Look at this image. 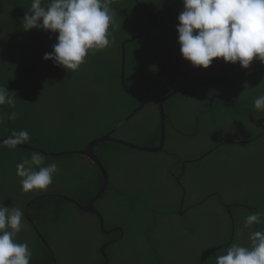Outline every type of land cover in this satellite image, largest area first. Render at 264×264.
<instances>
[{
    "label": "trees",
    "instance_id": "16d2710c",
    "mask_svg": "<svg viewBox=\"0 0 264 264\" xmlns=\"http://www.w3.org/2000/svg\"><path fill=\"white\" fill-rule=\"evenodd\" d=\"M137 1L151 13L159 11L163 3V0ZM31 3L32 0H0V86L16 94L15 108L0 106V115L5 117V122L0 124V140L7 139L13 131L27 130L30 142L26 145L39 150L0 146V203L23 211L33 210L30 220L44 243L29 226H25L28 224L25 214L24 228L16 237L18 243L29 245L32 251L30 264L43 261L48 264H104L98 248L89 257L88 252L80 248L92 236L104 243L116 240L103 248L108 264L116 263L115 255L130 252L135 254L134 264H159L165 253L161 255L152 248V245L159 247V244L168 253L166 264H216V257L226 254L231 244L250 247V234L264 231V216L260 224L249 227L250 233L243 229L242 224L248 215L264 213V120L261 126L236 134H245L237 137L238 143L230 144L225 150L218 148L196 165L204 168L206 161L222 156L228 166L223 179L230 182L222 197V187L216 190L205 187L208 182L204 180H210L212 173L202 169L197 174L199 177L192 176L191 180H196L197 184L185 186L183 210L187 211L182 216L177 215L180 193L177 194L179 199L174 200L166 186L152 180L158 174H148L155 170L148 166H160L162 159L170 156L168 154H174L170 160L171 168L178 163V153L167 150L166 145L157 153L139 152L114 142L100 143L95 147L94 153L107 174L109 185L95 201L94 207L102 216L104 230L111 231L109 235L100 230L96 216L93 221L88 217L82 218L83 213L63 199L67 197L85 207L97 194L103 185L100 172L96 165H85V158L74 152L85 150L89 142L110 133L140 107L139 101L143 106L135 119L123 122L110 137L136 146L158 147L160 114L156 100L161 101L167 94L159 84L171 74L182 73L168 72L170 67L182 71L192 66L188 61L184 68L181 64L168 62V58L183 59L176 31L178 15L184 8L182 0H176L163 12L152 30L125 45L124 86L130 93L124 90L120 81L121 44L142 34L151 25L150 18L134 0H113L111 8L116 13V25L110 30L114 42L103 51L90 53L86 63L76 72H68L53 61L43 59L45 53L52 51L58 33L23 30L22 20ZM49 3L50 0H42L43 7ZM219 60L216 74L195 77L230 81V63L223 61L222 64V59ZM223 67L226 72L222 71ZM235 69L239 79L234 88L205 80L197 84L203 89L207 85H215L216 91L231 98L233 104L224 100L208 104L209 96L204 94L199 96L197 108L181 103L179 105L183 109L177 107V113L174 110L170 115V103L175 105L192 97L185 95L189 88L164 102L165 141L171 131H180L194 138L195 134L199 135L197 126L200 121H216V116L226 120L228 112L235 116L237 112L244 113V124L264 119V110H257L253 105L259 96L255 92L259 91L240 82L238 63ZM257 77L264 89V70ZM197 85L193 87L194 95L198 94L197 90H203ZM245 89L253 91L254 97L242 94ZM218 104L225 106L224 113L216 114ZM12 112L17 113V118L8 120L7 115ZM174 114H182V118H176ZM202 132L209 140L208 128ZM33 152H43L44 166L52 162L58 165L59 172L46 191L21 190L16 165L29 159ZM239 153L243 156L237 160L235 154ZM53 154L62 155L55 157ZM118 171L122 180L119 185L112 186ZM199 180L204 182L200 185ZM211 193L218 196L206 198ZM38 196L43 198L37 199L36 210L32 206L28 208V202ZM220 201L230 205L232 214L226 213ZM195 204L199 206L191 209ZM242 205L251 209L246 210ZM150 232L156 236L150 237ZM77 243L80 247L75 245ZM98 245L101 246L99 242ZM148 254H153L151 263Z\"/></svg>",
    "mask_w": 264,
    "mask_h": 264
},
{
    "label": "clouds",
    "instance_id": "9594fccd",
    "mask_svg": "<svg viewBox=\"0 0 264 264\" xmlns=\"http://www.w3.org/2000/svg\"><path fill=\"white\" fill-rule=\"evenodd\" d=\"M112 2L50 0L43 7L42 0H32L22 27L24 31L40 29L58 33L52 51L45 53L43 59L68 72H76L90 53L103 51L114 42L110 29L116 25V13L111 8ZM182 3L184 8L176 27L178 43L181 56L193 67L207 69L215 59L233 65L239 63L243 69H248L254 60L264 63V0H182ZM15 98L14 92L0 86V106L15 108ZM253 105L264 110V95L257 96ZM16 118L15 112L7 115L8 120ZM4 122V115H0V124ZM29 142L28 131L19 130L13 131L4 143L15 149ZM44 162L42 153L33 152L29 159L16 165L22 191H46L52 185L59 172L58 165L52 162L44 166ZM35 198L36 202L43 196ZM262 216L261 212L248 215L244 227L260 224ZM23 221L22 209L0 203V264H30L29 245L16 240L24 228ZM249 239L250 247L233 243L226 254L216 257V264H264V231L252 232Z\"/></svg>",
    "mask_w": 264,
    "mask_h": 264
},
{
    "label": "flooded vegetation",
    "instance_id": "af4514ba",
    "mask_svg": "<svg viewBox=\"0 0 264 264\" xmlns=\"http://www.w3.org/2000/svg\"><path fill=\"white\" fill-rule=\"evenodd\" d=\"M172 54H175V53H172ZM218 60L219 59H216V62H212L211 66L207 69H204L201 67L191 66V67H186L185 70L182 69V71H180L178 69H175L174 66L169 68L168 72L169 71H176V72H182V73H180L179 75H177V74L172 75L171 73H169L171 75L168 76L165 79V81L160 82L159 85L163 88V91H165L167 93L166 95L170 94L171 92H173L175 90H178L179 88H182L181 91H185L189 88L188 91L185 93V95L187 97L192 96V97L187 98L188 100L179 101L175 105H173V103H170V105L168 106V108H170V111H169L170 115L174 113V110L177 113V107L182 108L179 105L181 103H189V105H191V107L197 108L198 103H199V96L202 97L204 94H206L207 97L209 96L208 104L214 103L216 100H224L228 104H233V101L231 98L225 97L222 95L221 92L216 91L215 85H211V86L207 85V87L203 89L202 85H197L198 82L201 80L195 81L197 79H201L200 77H195L196 75L216 74L219 71V69H217V66H216V63ZM168 62H169V64H172V63L173 64H181V65H183V68H184L186 60L185 59H175L174 60L173 58H168ZM221 63L223 64V59H222ZM238 66L240 69V70H238V72H239L238 76H240V82H243L246 85H252V87H254V89L259 91V93L258 92H255V93H257L259 95H264V89L261 88V86L259 85V81H258V77H257L259 74L263 73L264 63H261L258 60H254L248 69L241 68L239 63H238ZM222 71L226 72L225 67H223ZM229 72L231 75L230 81L225 82V81L221 80L224 83H217V82L211 81V80L215 79L213 77H203L202 76V78L210 79V80H205V81L212 82L214 84L224 85L225 83H227L224 86L231 85V86H227V87L234 88L238 84V79H239V77H237V74H236L235 65H234V68H232L231 63H230ZM233 75H235V78H233ZM196 85H197L198 89H200V90L203 89V90L202 91L197 90L198 94L194 95L193 87H195ZM255 93L253 91L245 89V91L242 94L246 95L247 97H248V95H249V97H254ZM159 101H158V99L156 100L157 103H159ZM156 102L154 104H156ZM217 107L219 109H218L216 114H222L225 112L226 108L224 105L218 104ZM186 112H187V109H186ZM237 113H238V115L235 116L234 114H231L230 112H228L225 115L226 120L224 118H222L221 116H216V121H212V122H209V121L207 122L205 120L200 121L198 126H197V131H198L199 135L195 134L194 138H190V137H188L187 134L182 133L180 131H178V132L171 131L169 133V135L167 136L166 141L164 142V145H166V147L165 146L164 147L167 150L170 149L171 151H176L178 153V156H179L178 157V163L176 165H174L173 168H171L170 160H171V156L174 154H168L170 156H165L162 159V164L160 166H158V167L148 166V168L155 169V170H151V172H149L148 174H151V175L155 174V173L158 174L157 176L152 177V180L158 181L159 183H157V184H162V185L166 186L171 191L172 197L174 200L179 199L177 194L180 193V205H179V209L177 211L178 216H182L187 211V210H183L184 194L186 193L185 186L196 185L197 181L191 180V178H192V176L195 178L196 177L195 175L200 174L202 169H204L206 172L212 173V177L210 178V180H204V181L208 182V184H206L205 187L209 188L210 190H216L218 187H222L223 188L222 197L225 196L224 192L226 191V188L228 187L230 181H224L225 179H223L228 173L227 172L228 166L225 163V161L223 160V157L217 156V157H214L210 161H206L204 168L202 167V165H200L198 167H196V165L199 162H201L202 160H204L206 157H208V155L212 154L218 148L225 150V149H227V146H229L230 144L238 143L237 141H239V140L237 137H243V136H245V134H243L241 136H238L236 134H238L240 132H243V133L247 132V130H252L257 125L261 126L262 121L264 120V119H259L257 122H252V123L248 122L247 124H244V119L242 118V115L244 113H239V112H237ZM174 117L182 118V114H179V115L174 114ZM206 128H208L207 135L210 136V137H208L209 140L206 139V137L203 135V132H202V130H205ZM158 145H159V141H158ZM220 147H222V148H220ZM163 152H165V151H163ZM165 153H167V152H165ZM231 153L226 154V155L229 156ZM94 155H96V154H94ZM242 156H243L242 153L235 154V159L237 158V160H239L240 158H242ZM95 157L99 161L98 157L97 156H95ZM89 162H90V163H88L89 165H95V164H93V162L90 159H89ZM233 162H237V161H233ZM85 165H86V163H85ZM116 174H117L116 175L117 178L116 179L114 178V181L112 182V186L119 185V183L122 180V178H121L122 175L119 173V171L116 172ZM197 176L199 177V175H197ZM204 181L199 180L200 185ZM108 185H109V181L107 179V184L105 186L104 191L106 190ZM103 186H104V181H103V185L101 186V188ZM215 196H218V194L217 193H211L206 198H212ZM220 198H221V196H220ZM94 203H93V209H94V211H96V213H98V215H100L99 212L95 209ZM220 203L224 206V209L226 207H228L230 214H232L230 211V205H224V203L222 201H220ZM36 205L37 204H36L35 200L34 201L30 200L28 202L27 207L29 208L30 206H32L36 210ZM198 206H199V204H195L194 206L191 207V209L196 208ZM236 206H239V205H236ZM242 207L246 210L251 209L250 207L244 206V205H242ZM87 208L89 209L88 204L85 206V209H87ZM32 211L33 210H25L24 211V214L27 216V223H28V224L25 223V226H27V228L29 226L32 229V231L34 232V234L36 235L34 229L37 230V228H36L34 222H32L30 220L31 215H32V213H31ZM225 211H226V209H225ZM82 213H83V216H81L82 218L88 217L92 221L94 220L95 216L98 218V216L95 215L94 212L84 211ZM226 213H227V211H226ZM100 217L102 219L101 215H100ZM231 219L233 220V217H231ZM98 220H99V218H98ZM99 222H100V220H99ZM100 223H99V228H100ZM102 223H103V219H102ZM244 223H245V219L242 220L243 229L247 233H250L251 231L249 230V228L244 227ZM100 230H101V228H100ZM115 230L119 231L120 233L122 232V230L120 228H115ZM37 232L39 233L38 230H37ZM145 233L147 234V233H149V231H146ZM39 235H40V233H39ZM153 236L154 237L156 236L155 233L153 234V232H150V237H153ZM37 238H39V237L37 236ZM115 241L116 240L104 243V241H102V239L92 236L91 238H88V240L84 244H82L81 247L79 246V243H77L75 245L82 248V250L84 252H88L87 257L93 256L94 251L98 248L99 254L104 260L103 263L108 264V259L104 253L103 248L105 249L110 243H113ZM173 241H175V240H173ZM98 242L101 244L100 247L98 245ZM165 243L166 242H164L163 244H165ZM150 245H151V243H150ZM152 248L155 252H158L161 255L165 253L164 259L160 262L158 260V262H159V264H166L168 261V253L165 252L166 250L164 248H162L160 246V244H159V247H155L152 245ZM212 252H210L209 254H211ZM148 256L150 258L149 261L151 263V259L153 257V254H148ZM184 258H186V254L184 255ZM114 260L116 261L115 264H134L135 263V254H132V252L123 253L120 255L117 254L114 256ZM54 263H55V260H54ZM39 264H48V262L43 261Z\"/></svg>",
    "mask_w": 264,
    "mask_h": 264
},
{
    "label": "water",
    "instance_id": "95a60500",
    "mask_svg": "<svg viewBox=\"0 0 264 264\" xmlns=\"http://www.w3.org/2000/svg\"><path fill=\"white\" fill-rule=\"evenodd\" d=\"M136 6L145 14L147 15L150 20H151V25L140 35H137L136 37H133V38H130V39H127L125 40L122 44H121V68H120V81H121V85L122 87L124 88V90L126 92H129L127 91V89H125V86H124V65H125V45H127L128 43L130 42H133L137 39H139L140 37H142L144 34H146L148 31L152 30L157 21L160 19L162 13L164 11H166L172 4H174L176 2V0H164L163 3H162V6L160 8L159 11L155 12V13H151V12H148L147 10H145L141 4L137 1V0H134ZM231 67L234 68V65L231 64ZM233 78H235V75H233ZM198 80H210V79H206V78H201V79H197L195 81H198ZM194 81V82H195ZM211 81H214V82H217V83H224L222 82L221 80L219 79H213ZM227 83H225L224 85H226ZM227 86H231V85H227ZM182 90V88H179L178 90H175L173 92H171L170 94L166 95L164 98L161 99V101L159 102V114H160V136H159V145L158 147L156 148H147V147H141V146H136L134 144H131V143H127L125 141H121V140H116L114 138H111V134L114 132V130H116L117 128H119L123 122H126L127 120L129 119H135V116H136V113L139 111V109L142 108L143 106V103L139 101L140 103V107L136 110H134L129 116H127L123 122L119 123L110 133H108L107 135L101 137V138H98V139H95L91 142H89L85 148V150L83 151H75L74 153L75 154H80L82 157L85 158V161H84V164H88L90 163L89 162V159L93 162V164L96 165L98 171L100 172L102 178H103V181H104V186L97 192V194L90 200V202L88 203V207L89 209H85L83 208L82 206H80L79 204H77L75 201L67 198V197H63L64 200L70 202L71 204H73L78 211L80 212H84V211H88V212H94L95 215L98 216L99 220H100V228L102 230V232L104 234H108L110 233L111 231L109 232H106L103 228V223H102V219L100 217V215H98V213H96V211H94L93 209V203L100 197V195L104 192V189H105V186L107 184V174L103 168V166L100 164V162L96 159V155H94V149L96 146H98L100 143H104V142H114V143H117V144H120L124 147H127V148H130L132 150H137L139 152H147V153H157L159 151L162 150L163 146H164V142H165V128H164V112H163V104L164 102H166L169 98H171L172 96L178 94L180 91ZM130 93V92H129ZM133 96L135 98H137L134 94ZM5 140L6 139H2L0 140V146H6L5 145ZM15 149H25V150H30V151H39L38 149L34 148V147H31L29 145H26V144H22V145H19L17 146ZM43 153V152H41ZM74 153H62L64 155H70V154H74ZM62 154H53V156L55 157H59L61 156ZM227 213L230 214L229 212V208L226 207L225 208ZM232 220V219H231ZM36 235L40 238V240L44 243L43 239L40 237L39 233L37 232L36 229H34Z\"/></svg>",
    "mask_w": 264,
    "mask_h": 264
}]
</instances>
